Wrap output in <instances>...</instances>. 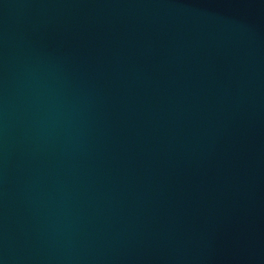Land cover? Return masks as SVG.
I'll use <instances>...</instances> for the list:
<instances>
[{
  "label": "water",
  "instance_id": "obj_1",
  "mask_svg": "<svg viewBox=\"0 0 264 264\" xmlns=\"http://www.w3.org/2000/svg\"><path fill=\"white\" fill-rule=\"evenodd\" d=\"M0 264H264V0H0Z\"/></svg>",
  "mask_w": 264,
  "mask_h": 264
}]
</instances>
